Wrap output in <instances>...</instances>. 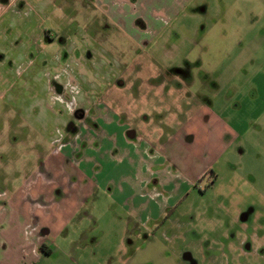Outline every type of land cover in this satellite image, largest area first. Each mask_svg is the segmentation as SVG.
I'll return each instance as SVG.
<instances>
[{
  "label": "rangeland",
  "instance_id": "obj_1",
  "mask_svg": "<svg viewBox=\"0 0 264 264\" xmlns=\"http://www.w3.org/2000/svg\"><path fill=\"white\" fill-rule=\"evenodd\" d=\"M156 1L1 2L0 264H264V0ZM99 105L161 156L145 187L71 164Z\"/></svg>",
  "mask_w": 264,
  "mask_h": 264
},
{
  "label": "crops",
  "instance_id": "obj_2",
  "mask_svg": "<svg viewBox=\"0 0 264 264\" xmlns=\"http://www.w3.org/2000/svg\"><path fill=\"white\" fill-rule=\"evenodd\" d=\"M2 1L3 0H0V4ZM112 1L113 0H104V2L108 3L110 7V11L112 10L111 8L113 3ZM126 1L131 2L132 0H126ZM145 1L155 2L156 0H137L138 3L137 5L135 4V6L137 7L138 11H145L144 8H142V6L139 4V2H145ZM164 1H167V3L169 4V5L164 4L165 7L168 8V11L169 10L176 11L175 9L176 5L173 4L175 7L173 8L171 7V0H164ZM154 4L155 7L152 9L150 15H153L154 12L159 7L158 5H156V3ZM133 7L134 6H132V8ZM161 8L164 12H166V8L163 7ZM144 15H148V14L144 13ZM92 113L95 114L92 117L93 122L91 123V125L86 123L90 127L89 132L83 133L84 136L82 135L83 137L81 138V141L86 143V145L88 146L86 148L81 149L82 151L80 152V157L77 160H74V163H72L73 161H71V164H73L75 168L79 169L81 175H83L84 177H88V179H91V181L94 184L96 183L101 185L100 187L110 186L112 185L115 179L119 178L118 183L119 184L122 183L123 185H126L128 187V190L132 189L131 186L145 187L146 183L144 180H142L143 178L145 179V177L149 178L150 175L152 176L154 175L153 178H156L154 174L155 172L145 173L146 169L149 168H146L148 164H146L144 160L147 159L150 162L154 163L155 165L156 161H160L161 156L158 154L150 155L147 146H140L136 141H134L137 138L132 139L134 137V134L133 131H131L132 130L131 126L121 124L118 121L117 116L110 110H107L106 107L99 105L96 108H93ZM81 134L79 133L78 135H76L75 138L79 140L80 139L79 135ZM110 148H115V150L118 148L121 149V151L119 150V152L117 153L118 156L121 157L119 162L115 160L116 157L114 155L112 156V154H114L113 152L112 154L109 153ZM66 158L70 160V158L68 157ZM124 163H126V165L129 167L131 166L132 169H134V167H138L139 164L140 166L139 172L143 174V177L140 178L139 180L135 176V172L131 174L132 172L129 170V168L120 169V165ZM118 172H120V174ZM127 179L128 182L131 179V181L137 184L133 185V183H127L126 182ZM81 187L83 188V186ZM115 188H116L115 193L117 191V193H121L122 195L125 192V188L122 189L120 188V186H118L117 188V184ZM135 190L136 191L133 192H137V189ZM165 191L170 193L168 199H173L171 200V203L176 202L178 204L179 202L183 201V199L186 197V195L185 196L181 195L183 194V192L181 191L178 194L182 198L180 197L181 199L179 198L180 199L179 201L176 200L177 191L174 186H167L165 188ZM127 196L121 199L122 202L126 200ZM20 199H21L20 202H23L20 205L26 207L24 209L23 208L20 209L23 210V214L25 217L18 218V221H20L21 225L24 223L25 228L28 229L27 230L28 235L29 238L31 239L29 240V246L33 247L31 244L34 241V239H47V232L40 231V229L37 226V220H36L37 213L40 211L41 208L43 209L46 206L43 203H40L38 199H33L30 187L26 190H22ZM8 202L13 203L12 201H8ZM171 203L169 202V204ZM4 211H5V207L0 206V216L1 214H3ZM7 230L8 229L4 227L3 231H7ZM43 244L44 243H42V245Z\"/></svg>",
  "mask_w": 264,
  "mask_h": 264
},
{
  "label": "trees",
  "instance_id": "obj_3",
  "mask_svg": "<svg viewBox=\"0 0 264 264\" xmlns=\"http://www.w3.org/2000/svg\"><path fill=\"white\" fill-rule=\"evenodd\" d=\"M212 172V171H211ZM41 249H42V251L45 253V254H50V251H48L47 249H46V246L45 245H43L42 247H41Z\"/></svg>",
  "mask_w": 264,
  "mask_h": 264
},
{
  "label": "flooded vegetation",
  "instance_id": "obj_4",
  "mask_svg": "<svg viewBox=\"0 0 264 264\" xmlns=\"http://www.w3.org/2000/svg\"><path fill=\"white\" fill-rule=\"evenodd\" d=\"M43 245H45V244H43ZM43 245H42V246H43ZM42 246H41V247H42ZM41 247H40V250L42 251ZM42 252H43V251H42ZM185 257H186V259L190 258V259H188V260H191V256H190L189 254H187Z\"/></svg>",
  "mask_w": 264,
  "mask_h": 264
},
{
  "label": "water",
  "instance_id": "obj_5",
  "mask_svg": "<svg viewBox=\"0 0 264 264\" xmlns=\"http://www.w3.org/2000/svg\"><path fill=\"white\" fill-rule=\"evenodd\" d=\"M188 259H190V258H188Z\"/></svg>",
  "mask_w": 264,
  "mask_h": 264
}]
</instances>
